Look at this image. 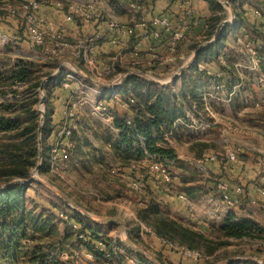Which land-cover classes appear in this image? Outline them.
<instances>
[{
    "label": "crops",
    "instance_id": "0c3cea01",
    "mask_svg": "<svg viewBox=\"0 0 264 264\" xmlns=\"http://www.w3.org/2000/svg\"><path fill=\"white\" fill-rule=\"evenodd\" d=\"M113 1H115L116 4L111 6L106 4L107 1L101 0L99 6L102 9V13H99V10L95 8L93 15L87 23L78 19L72 23H63L62 25L60 22H63L62 19L65 11L56 10L54 7L48 10L43 8L39 10V14H41L42 11L50 13L47 14L50 15L48 16L50 19L46 18L54 29L59 30L60 27L62 29L65 27V30L60 32L65 33L64 37H67L70 43L73 42L74 44L75 39L78 38L83 40L88 38L87 40H89L98 36L97 39H94L89 44V60L91 63L87 64L86 62H82L83 69L90 73V75L86 74L85 71L79 70L75 64L76 62L72 61L74 58H71L67 53L66 56L68 55V59L65 60V64L71 67H68L71 72L66 73L67 71H64L63 74H60L61 76L58 75L53 80L56 83V79L60 76L61 89H56L53 92V98L50 99L52 106V125L59 123L65 117L69 109L70 101L81 98L86 102L81 109L77 110L74 118L76 119L78 117L77 120L79 121L75 122V130L77 131L76 141L78 150L82 151L84 150L85 144H83L84 141H82L79 134L80 131L84 133H87L88 130L94 132V137L96 136V140L100 144L102 142L108 146L109 143L113 142L112 140L106 142L104 133L101 129L102 127L99 129L93 128L92 121L94 119L103 123L106 122V125L115 133H112L113 137L116 139L117 136V131L114 129L112 121L107 120L103 114L95 111V102L96 105L101 108H106L107 104L111 106L118 103V89L115 90V96L111 97L105 94L98 100L91 90L106 91V88L110 87V83H112L114 77L104 82L105 84L99 83V86L95 85V82L98 83V81H96L94 77L101 75L105 76V68L109 65H113L118 72L122 70L127 73L141 74L138 77L146 82L152 80L146 79L148 74L154 75L158 79L156 81L161 83L160 85H155L161 89L168 88L172 93L178 94L181 91L182 73H186L192 64L184 69L177 77L174 84H171V79L191 58L193 52L189 50V45L202 39L200 33L206 29L204 20L211 14L207 3L203 0ZM129 2L130 4L134 3L137 5L138 10H131ZM230 7L235 8L232 9L233 12L234 10L238 12V17L234 15L237 26H227L223 29L225 30V40L222 44L220 56L223 57V55H225L232 60L234 56L233 52H235L233 46L236 45L238 39L264 44V36L257 32L253 33L250 31L249 24L251 23L250 19L252 14L250 2L247 1L244 3L243 0H230ZM4 17L5 21L2 20ZM2 19L0 22L2 23L0 34H2L3 40L6 41L4 42L5 44H3L9 46L8 43L11 42L12 38V41L19 40L17 34L18 30H21V24L18 19H9L5 14ZM155 19H166L169 24V30L166 31L163 27L153 24ZM189 20H195L197 23L196 26L191 27L190 32L185 34L184 38L173 44V36L178 32L179 25L182 21ZM111 22L132 29L133 34L127 36L116 33L109 27ZM5 23L9 24L10 29L3 26ZM153 33H158L159 36L155 38ZM14 44L17 45L16 43ZM7 46L4 47V50L8 48ZM230 56L232 58H230ZM15 64L16 63H12L7 67L0 65V68H3L2 70L10 69ZM66 65L63 64L62 69L66 68ZM74 68L78 69L82 74L76 73ZM136 69L143 70V72H139ZM2 70H0V72ZM197 70L206 73V77L202 80L201 88L198 90L199 96L201 91L207 86L206 82L208 76H214L222 72L223 82L226 83L228 88H230L234 82V78L232 77L233 73L228 67L224 70L222 68V61L220 60L212 61L207 64L200 63L197 65ZM67 75H72L74 79H67ZM118 75L121 74L116 73L114 76ZM87 77L92 81H88L86 79ZM83 95H85V97H83ZM104 96L106 99L104 98L103 100ZM114 101L116 103H113ZM178 104L181 106L183 105L182 110L184 112V117L185 111L188 110L198 122L208 125L205 130L197 133L184 125V123H186L185 118L177 119L180 120V122H176L177 120L174 122V134L169 132L164 133L167 134L164 141L174 152L177 161L182 164L199 160L201 156L207 154L215 157V160L208 164V180L203 183V187L201 188L203 195L201 202L205 204V208L204 206L199 207L201 202L200 204H193V201H191L189 202L190 204H187L177 197L179 193V190L176 189V187H179L177 179L173 180V193L171 194L163 193L160 189L155 188V195L158 199L169 207L171 213L177 214L179 220L181 219L183 223L202 231L204 234H208L209 231L215 228H220L223 224L224 216L228 213L229 209H234L235 211L242 206L243 208L241 209L242 211L240 210V215L243 217H246L245 209L249 208L251 205H259L264 210V145H259L260 143L256 141V145H253L258 150L254 147L251 148V146L244 145V137L238 131L240 128L244 127V124L240 122V118L242 119L245 113L242 100L240 98H234L229 105L213 103V107L220 105L224 108V110L220 111L221 115L213 108V119L206 117L202 109L197 107L194 103H189L187 107L182 100H179ZM226 115L227 118L238 120L237 124H224V122L216 118ZM79 116L81 119H79ZM217 128H223L228 138V143L224 144L225 151L222 152V149H220V151L218 149L208 148L196 153V148H192L194 144L199 143L212 146L214 142H216L215 137L211 134ZM98 130L101 131L99 132ZM106 130L108 131V129ZM188 146L189 148L187 149ZM185 147L186 150L183 149ZM239 147L242 148L244 152L245 149H247L253 151V153L245 152L243 159L238 158L237 162L228 163L227 165L230 164L232 166L227 169L228 167H226L225 163L226 151ZM218 183H225L230 189L241 187L246 197H244V199L242 198L243 201L238 200L235 205L228 207L222 202L217 193L216 185ZM203 208L205 209L204 211ZM260 225L264 227L262 222ZM150 242L152 246L160 250L161 254L168 255L169 260H172V264H196L195 261L191 260L192 257L172 251L169 246L163 244V242L154 235H150Z\"/></svg>",
    "mask_w": 264,
    "mask_h": 264
},
{
    "label": "trees",
    "instance_id": "16d2710c",
    "mask_svg": "<svg viewBox=\"0 0 264 264\" xmlns=\"http://www.w3.org/2000/svg\"><path fill=\"white\" fill-rule=\"evenodd\" d=\"M25 1L27 0H0V8L4 5L16 7ZM33 1L41 3V0ZM203 1L207 3L211 14L204 20L206 29L200 33L202 39L189 45L191 52L211 40L218 24L223 20L221 16L223 9L216 0ZM114 4H116L115 1L109 0V5ZM233 13L238 17L236 10ZM0 14L3 17L5 12L0 10ZM224 40L225 30H222L217 42L198 54L187 72L182 73L181 91L178 94L172 93L168 88L161 89L153 83L131 75L124 81L121 89L117 90L118 103L114 101L113 103L116 104L111 106L107 104L106 106L113 127L117 131L116 139L109 143L113 153L112 159L120 169H127L126 178L128 183L130 185L137 183L142 189L138 193L141 204L136 213L137 220L148 227L154 236L176 253L182 254L181 249L188 252H202L203 259L201 260H204V264H210L207 258L213 257L220 249L229 246L231 240H250L264 243L263 227L252 219L237 217L232 211L224 216L220 228L204 234L202 231L188 226L172 216L169 207L158 199L154 191L155 188H158L163 193H173V180L177 179L179 186L176 187L179 190L178 198L179 195H184L191 202L194 201L196 194L202 193L199 187L193 186L192 175L184 168V164L177 161L174 152L167 146L162 135L168 132L174 134V122L177 119H184L183 105L178 104L179 100H182L187 107L189 103H194L201 108L202 103L198 90L201 88L206 73L204 71L199 72L197 65L221 61L220 52ZM75 61L79 70L85 71L82 67V59H76ZM53 64L54 66L50 68L49 72L42 73L41 66L38 67L34 63L19 60L12 68L0 73V97L10 96L12 98L10 102H0V187L16 179L27 180L37 164V131L39 124L37 122V112L33 110L32 104L38 102L39 88L42 81L49 77L50 72L57 67L56 61ZM222 68L225 70L226 67L222 65ZM136 70L143 72L140 69ZM229 70L232 72L231 69ZM261 72L264 75V65L261 66ZM116 73H118V70L114 67V73L109 75L108 78ZM86 74L90 75L88 72ZM60 76L56 79V83L52 81L45 84L44 87L46 101L41 127L42 160L38 171L40 175H45L48 172L50 149L46 147V140H53L60 123L52 125V106L50 103L53 92L56 89H61ZM104 98L105 96L103 100ZM130 100L133 103H130ZM127 122H130L131 125H127ZM138 137L143 140V148L137 141ZM71 142H73L72 137ZM75 147L77 148L78 145H75ZM193 147L208 149L213 148V145L196 143ZM143 150L152 157H159L161 162L164 160L173 162L172 165H166L171 178L169 190L164 189L160 177L150 172L147 164L143 162ZM244 155V150L240 149L235 152L234 161H229L226 157L227 169L232 166L227 165L228 163L237 162L238 158L243 159ZM208 164L205 165V168L209 172ZM132 166H135V168L132 169ZM30 186H13L0 192V259L4 256L9 257L14 253L20 240H26L28 233L43 230V228L37 227V222L32 219L31 212L26 210V192ZM241 190L242 194L237 195L234 188H229L228 194L232 200H242L246 197V194L242 188ZM217 193L219 195L218 191ZM74 216L73 221L80 226V231L87 232L90 238L95 241L102 239L101 231L103 228L110 229L114 225L93 224V227H91L90 224L82 223L87 220L79 214L74 212ZM45 260L43 262L42 257L38 259L30 257L31 264L53 261L48 256ZM230 264L256 263L234 261Z\"/></svg>",
    "mask_w": 264,
    "mask_h": 264
},
{
    "label": "rangeland",
    "instance_id": "374dc122",
    "mask_svg": "<svg viewBox=\"0 0 264 264\" xmlns=\"http://www.w3.org/2000/svg\"><path fill=\"white\" fill-rule=\"evenodd\" d=\"M107 1V5H109V0ZM219 1V0H216ZM224 1V0H221ZM246 3L248 0H243ZM101 0H41L40 8L45 10L52 9L54 5L60 4L61 8L67 9L70 5H84L86 3H90L95 5V8L99 10V13H102V9L100 8ZM218 3V2H217ZM219 4V3H218ZM221 6V4H219ZM232 5V4H231ZM222 7V6H221ZM60 8V9H61ZM61 9V10H62ZM223 13L221 14L223 20L231 19V15L228 11H226L223 7ZM234 8H230L233 13ZM50 14L47 11H42L39 14V11L36 12L35 16L37 18L39 27L44 34V41L47 48H50L49 45L52 41V37L60 34L63 37V40L69 43V39L64 37L65 33H61L60 31H64L61 27L59 30L54 29L48 19H50ZM234 16V14H233ZM48 19H47V18ZM1 14H0V22H1ZM58 19V17H57ZM5 21V17L2 19ZM21 24V30H18L17 38L19 40H15L9 42V46L4 45L6 41H3L2 34H0V65H4L7 67L12 63H16L19 60L26 61L29 63H34L38 67L41 66L42 73H46L50 71V68L54 66V62L56 61L57 67L66 65V54L59 57H51L50 54H46L45 50L40 46H35L31 43L29 36L27 35L24 28L23 19H18ZM60 20V19H59ZM222 20V21H223ZM77 21V20H76ZM0 23V27H1ZM63 25V22H60ZM3 26L10 29L9 24H3ZM231 27H235L236 23L231 22ZM62 29V30H60ZM75 39L74 44H77L80 41H86L83 39ZM4 43V44H3ZM16 43L17 45H15ZM73 44V42L71 43ZM8 47L4 50V47ZM230 58H232L230 56ZM73 62H76L74 59ZM76 64V63H75ZM46 65V66H45ZM45 66V67H44ZM67 66V65H66ZM56 67V68H57ZM71 68L67 66L62 69V74L64 71L66 73H70L71 71L68 69ZM56 68L51 71V75L56 72ZM3 68H0L2 70ZM2 70V71H7ZM72 70V69H71ZM75 72L79 74V72L74 68ZM1 71V72H2ZM0 72V73H1ZM126 71L119 70L118 73L124 75ZM149 75V76H148ZM146 79L158 80L156 76L148 74ZM109 75H101V80L99 83L106 82L111 79L108 78ZM144 77V75H143ZM151 82V81H150ZM40 92L38 95V102L32 104L33 110L37 112L38 115V124L40 125V111L45 112V107L39 104L40 101ZM46 96V94H45ZM85 97V95H83ZM12 98L10 96L0 97V102L8 101L10 102ZM216 106V105H215ZM217 110L218 114H220L221 110H224L220 105L213 107ZM245 113L243 114L242 119L240 118V122L244 124L243 128H240L238 131L244 137V145L254 147L256 145H264V108L259 110H254L250 107H244ZM221 115V114H220ZM217 116V115H216ZM220 117V116H219ZM216 117L218 120L224 122V124H237L238 120L227 118L226 116ZM44 119V118H43ZM78 117L75 119L77 122ZM79 119L80 116H79ZM79 122V121H78ZM92 126L94 129L101 128L104 133V139L106 142L110 140L114 141L112 131L107 125L106 122H100L97 119L92 121ZM240 123V124H241ZM93 129V130H94ZM108 129V131L106 130ZM99 132L101 130H98ZM79 132V131H78ZM80 136L85 144L84 150H78L75 145H77L76 136L77 131L74 130L72 134L73 140V151L70 152L69 159L67 163L64 165V176L66 177L64 180L58 179L56 177H52L48 172L45 175L37 174V178L39 181L45 182L51 187L61 191L64 195H66L71 201H73L79 208L83 211H86L93 217H118L125 223V232L122 234L120 232L119 226L114 224L110 229L103 228L102 229V239L105 240L107 245L111 243H121L120 239L125 237L131 241L132 243L142 249L148 258L155 259L159 264H172V260H169V256L165 254H161L160 250L155 246H152L150 242V235H153L151 230L146 227L143 223H140L137 220L136 213L138 207L140 206V196L139 192L137 193L132 186L128 183L126 178L127 169H120L118 165L113 161V153L111 151L110 144L106 146L101 142V144L96 140V136L94 137V132L88 130L87 133L80 131ZM213 137H215L216 142L213 144V149H222L224 152V144H227V137L223 130V128H217L212 132ZM237 135V134H236ZM188 137V136H186ZM53 140H46V147L52 146ZM254 144V145H253ZM258 145V146H259ZM189 146L187 147V149ZM192 148H194L192 146ZM257 149L256 147H254ZM186 150V147L183 148ZM204 149L196 148V153L203 151ZM258 150V149H257ZM221 151V150H220ZM246 153H253V151L245 149ZM210 156L209 154L201 156L199 160L204 157ZM197 158V157H196ZM196 161L189 162L184 164V168L188 171L190 175H192V179L194 180L193 186L199 187L200 189L203 187V183L208 179L205 175L206 172L201 165L194 164ZM178 173V172H177ZM31 174V173H30ZM187 178L189 176H186ZM39 181H33L31 186L26 192L27 199V207L26 210L31 212V217L34 221L37 222V227L43 228L40 232H31L28 233L26 240H20L17 250L12 253L9 257H3L0 259V264H31L30 257H34L35 259L41 258L42 261L45 262L46 257L48 256L50 259L58 260V257H62L64 253L69 254L75 251L74 246V235L72 231L67 227L66 223L59 217L61 213L67 215L70 219L74 220V212L79 214L76 210L68 207L64 204L56 195L51 193V191L42 185ZM40 186H39V185ZM202 191V189H201ZM203 195L196 194L194 203H199L202 201ZM243 201V200H241ZM246 204V203H245ZM204 206L205 204L201 202L199 207ZM203 208V211L205 210ZM243 207L234 209H229L228 212L232 211L235 213L237 217H243L240 215V210ZM242 211V210H241ZM246 218L252 219L256 221L259 225L262 222L264 224V210L258 206H250L245 209ZM87 221H83L84 224H90L93 227V220H89L86 217L79 214ZM172 216L179 219L177 214L171 213ZM181 220V219H180ZM186 224V223H184ZM44 225V226H42ZM261 226V225H260ZM263 227V226H261ZM264 229V227H263ZM216 230V228L214 229ZM123 243V242H122ZM121 243V244H122ZM126 246V245H125ZM126 249L137 256V259L142 264H152V262L145 257H140L131 251L127 246ZM201 255L202 252H198ZM203 256V255H202ZM142 259V260H141ZM190 259V258H189ZM229 259H241L247 260L251 259L256 262V264H263L264 261V243L258 241H250V240H241V241H230V245L226 248L220 249L213 257L207 258L210 264H223L224 261ZM41 260V259H40ZM39 260V261H40ZM192 261L197 262V264H204L201 259L191 258ZM41 262V261H40ZM39 262V263H40ZM120 262V261H119ZM244 262V261H241ZM121 264H135L134 262H128L125 260H121ZM174 263V262H173ZM80 264H89L85 258L80 259Z\"/></svg>",
    "mask_w": 264,
    "mask_h": 264
},
{
    "label": "built area",
    "instance_id": "2783aa9c",
    "mask_svg": "<svg viewBox=\"0 0 264 264\" xmlns=\"http://www.w3.org/2000/svg\"><path fill=\"white\" fill-rule=\"evenodd\" d=\"M218 2V1H217ZM222 6L221 0H219ZM252 6L250 31L257 32L264 36V0H248ZM130 4V2H129ZM131 10L137 11L138 7L134 3L130 4ZM60 4L54 5V9L61 10ZM231 8V7H230ZM1 11L5 12L9 19H23L24 28L29 36L31 43L35 46L42 47L46 54H50L51 57H59L65 54H69L71 58L82 59L83 63L90 64L89 44L98 36L87 41H80L77 44L67 43L63 40V37L58 34L52 37V41L47 48L44 41V34L41 31L37 18L35 16L36 12L40 10V4L33 1L27 0L22 4L12 7L10 5H4L0 8ZM63 10V9H62ZM63 15V23H72L76 20H81L87 23L95 11V5L86 3L84 5H70ZM189 14V13H188ZM135 17V15H134ZM232 23L237 22L235 16L229 19ZM155 25L163 27L166 31L169 30V24L166 19H155ZM195 20L182 21L178 27V32L173 36V44L180 39L184 38L185 34H188L191 27L196 26ZM109 27L118 34L131 36L133 34L132 29H128L121 26L115 22H111ZM154 37L157 38L158 33H153ZM5 40H2V42ZM264 43V41H263ZM235 52L232 60L228 56L223 55L221 58L222 65L228 67L232 70V77L234 78L233 84L230 88L227 87L226 83L223 82L222 72L214 76H208L207 86L200 93L201 99V109L206 117L214 118L213 113V103H221L229 105L234 98H240L244 107H250L254 110H259L264 108V75L261 72V66L264 65V44L237 40L236 45L233 46ZM55 73V72H54ZM114 73V66L109 65L105 68L104 75H111ZM128 74V73H127ZM124 75L113 76L114 79L110 83V87L106 88V91H99L91 89L97 97V100L101 96L107 94L111 97L115 96V90L121 88L122 79ZM101 76L94 77L96 81H102ZM67 79H74L72 75H67ZM99 83V82H98ZM102 84V83H101ZM96 101V100H95ZM85 101L81 98L70 101L69 109L67 110L65 117L60 121L55 135L53 137V143L49 152V165L48 173L52 177L64 180V165L69 159L71 150L74 148L71 142V137L73 131L75 130V116L77 110L81 109L85 105ZM130 103H133L130 100ZM95 111L103 114L107 120H111L110 114L106 108H101L96 105ZM186 123L184 125L199 133L205 130L208 125L198 122L188 110L185 111ZM176 122H180L177 120ZM127 125H131L127 122ZM163 138L167 137V134L162 135ZM137 141L141 144L143 148V140L138 137ZM242 148L228 149L226 151V157L229 161L235 160V152ZM143 162L147 164L150 172L157 174L165 190H169V185L171 183V178L167 170L166 165H172L173 162L161 159L156 156H150L145 150H143ZM215 160L214 156H207L201 160L196 161L194 164L201 165L208 174L205 165ZM132 169L135 166L131 167ZM207 178V177H206ZM132 188L138 193L142 191L141 187L137 183L131 184ZM219 196L228 207L235 205L238 200H232L231 196L228 194V186L225 183H218L216 185ZM237 195L242 194L241 188L235 189ZM179 199L185 203H189L188 199L184 195H179ZM190 204V203H189ZM59 217L66 223L67 227L72 231L74 235V246L75 251L72 253H64L62 257H58V260L53 259L52 262L42 263V264H80V259L85 258L90 264H121V260L134 262L135 264H142L138 261L137 256L130 253L126 246L122 243H111L107 245L104 239H99L97 241L92 240L87 232H81L80 226L76 224L72 219H69L67 215L61 213ZM182 253L186 256H190L195 259H203V256L198 252H188L182 250ZM49 258V257H48ZM120 261V262H119Z\"/></svg>",
    "mask_w": 264,
    "mask_h": 264
},
{
    "label": "water",
    "instance_id": "95a60500",
    "mask_svg": "<svg viewBox=\"0 0 264 264\" xmlns=\"http://www.w3.org/2000/svg\"><path fill=\"white\" fill-rule=\"evenodd\" d=\"M219 4H221L219 1H218ZM222 7L228 11L230 13L231 16H233V13L231 12L230 10V0H224L222 2ZM231 25V21L230 20H223L221 21L216 30H215V33H214V36L211 40H209L208 42H205L204 44L200 45L192 54L191 58L189 59V61L184 65L182 66L178 73L171 79V84H174L177 80V77L184 71V69L188 66H190L193 61L195 60V58L198 56V54L204 50V49H208L210 47H212L216 42H217V39L219 38L220 36V33L221 31L227 27V26H230ZM76 69V68H75ZM79 74H82L78 69H76ZM62 73V66H59L56 70V72L52 75H50L49 77H47L46 79H44L40 85V88H39V92H40V101H39V104L40 105H43L44 106V103L46 101V96H45V92H44V87H45V84L49 83V82H52L58 75H60ZM131 75H135V76H140L141 74H137V73H128L124 76V78L122 79V83ZM88 81H92L89 77L86 78ZM151 83H154V84H157V85H160L161 83L159 81H156V80H151ZM95 85H100L99 83H96L95 82ZM41 113V117H40V125H39V128H38V131H37V149H38V155H37V164L35 166V168L32 170L29 178L27 180H13L3 186L0 187V192L5 190V189H8L10 187H13V186H18V185H22V186H25V187H28L30 184H32L33 181H39L38 178H37V174H38V171H39V167H40V163H41V160H42V155H41V146H42V141H41V127H42V124H43V118H44V111H40ZM42 185H44L45 187H47L51 193H53L54 195H56L64 204H66L68 207L76 210L79 214H81L82 216L86 217L87 219L89 220H93V222H95L96 224H99V225H113V224H116L119 226V229H120V232L122 234H124L125 232V223L123 220H121L120 218L118 217H93L92 215H90L89 213H87L86 211H83L81 208H79L73 201H71L66 195H64L61 191L51 187L50 185H48L47 183L45 182H42V181H39ZM122 242L124 245H126L131 251H133L135 254L139 255L140 257H145V258H148L146 253L136 247L129 239L127 238H123L122 239ZM152 264H159L155 259H150L148 258ZM241 262V261H250V262H253V263H256L254 261H252L251 259H247V260H241V259H229V260H226L223 262V264H230L231 262ZM263 264H264V261H263Z\"/></svg>",
    "mask_w": 264,
    "mask_h": 264
}]
</instances>
